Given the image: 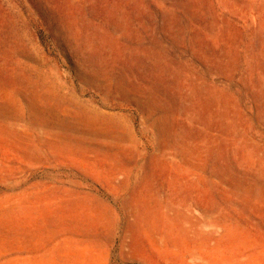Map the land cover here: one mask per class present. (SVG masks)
I'll list each match as a JSON object with an SVG mask.
<instances>
[{
  "label": "rangeland",
  "instance_id": "1",
  "mask_svg": "<svg viewBox=\"0 0 264 264\" xmlns=\"http://www.w3.org/2000/svg\"><path fill=\"white\" fill-rule=\"evenodd\" d=\"M0 264H264V0H0Z\"/></svg>",
  "mask_w": 264,
  "mask_h": 264
}]
</instances>
